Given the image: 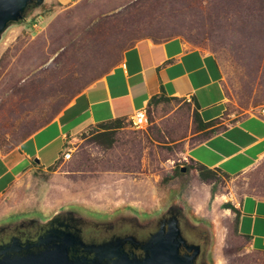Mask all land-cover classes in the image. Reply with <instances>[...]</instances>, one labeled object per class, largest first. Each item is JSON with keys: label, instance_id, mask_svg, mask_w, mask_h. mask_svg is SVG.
<instances>
[{"label": "rangeland", "instance_id": "1", "mask_svg": "<svg viewBox=\"0 0 264 264\" xmlns=\"http://www.w3.org/2000/svg\"><path fill=\"white\" fill-rule=\"evenodd\" d=\"M173 36L220 65L227 110L218 128L264 107V0H44L0 37L1 151L51 121L126 48ZM148 114L146 129L125 121L110 147L95 142L99 125L66 141L59 135L40 153L45 170L29 171L5 196L0 233L17 223L40 227L61 214L94 226L122 218L151 228L171 210L183 219L186 238L200 245L198 264H264L263 237L255 250L238 230L240 200H264V154L237 176L217 171L203 179L185 158L206 137L190 103L160 99ZM54 134L51 127L41 136ZM65 147L73 150L68 161L60 159ZM243 210L249 226L252 205Z\"/></svg>", "mask_w": 264, "mask_h": 264}, {"label": "crops", "instance_id": "2", "mask_svg": "<svg viewBox=\"0 0 264 264\" xmlns=\"http://www.w3.org/2000/svg\"><path fill=\"white\" fill-rule=\"evenodd\" d=\"M222 81L223 72L215 56L181 36L138 40L123 52L117 65L76 95L53 120L11 150L0 149V212L8 211L5 196L20 177L36 168L45 170L40 153L59 135L66 141L90 126L117 118L128 121L135 110L147 107L151 98L159 95L189 102L192 112L196 109L204 122L221 120L227 110ZM51 127L56 134L41 136ZM263 154L264 117L258 111L190 146L185 158L234 177ZM35 157L38 162L33 161ZM248 203L253 211L251 225L246 226L243 222L248 213L243 208ZM239 211V233L248 237L255 249L256 238L262 236L264 240V200L245 195Z\"/></svg>", "mask_w": 264, "mask_h": 264}, {"label": "water", "instance_id": "3", "mask_svg": "<svg viewBox=\"0 0 264 264\" xmlns=\"http://www.w3.org/2000/svg\"><path fill=\"white\" fill-rule=\"evenodd\" d=\"M43 1L0 0V37L10 24L24 19L26 8ZM54 220L34 239L11 236L1 241L0 264H198L201 254L200 245L187 240L175 216L161 220L143 241L116 237L100 243L85 242L77 231L55 227Z\"/></svg>", "mask_w": 264, "mask_h": 264}, {"label": "flooded vegetation", "instance_id": "4", "mask_svg": "<svg viewBox=\"0 0 264 264\" xmlns=\"http://www.w3.org/2000/svg\"><path fill=\"white\" fill-rule=\"evenodd\" d=\"M172 216H175L178 219L179 226L182 230V225L185 226L183 219L180 217L177 211L171 212V210L168 211L167 214L162 215V217L159 218L158 221L156 222L155 226H152L151 228L149 227L145 228L140 226L139 224L137 225V223L133 219H122V218H119L109 224L107 223L104 225L94 226L93 224H89L88 222L82 220L78 216H73L70 214H61L57 216L56 221L54 220L52 223L55 227L68 229L71 232L77 231L80 237L83 239V241L88 243H92V242L100 243L102 241H107L116 237H120V238L133 237L138 241H143L158 228L161 220L168 219ZM58 223H61L62 226H58ZM37 225L33 226L32 224L17 223L9 230L0 233V242L7 241L11 236H17L22 240L34 239L39 233H41L42 231H44L49 227V223L44 224L43 226L40 227L39 226L37 227ZM182 233H184L183 230ZM187 240L189 242H192L189 239ZM126 248L132 249L129 243L126 244ZM199 259L200 256L198 260Z\"/></svg>", "mask_w": 264, "mask_h": 264}, {"label": "trees", "instance_id": "5", "mask_svg": "<svg viewBox=\"0 0 264 264\" xmlns=\"http://www.w3.org/2000/svg\"><path fill=\"white\" fill-rule=\"evenodd\" d=\"M132 46V45H131ZM131 46H129V47H131ZM128 47V48H129ZM128 48H126V49H128ZM125 49V50H126ZM124 50V51H125ZM121 60V59H120ZM120 60L117 62V63H115L106 73H104V75L105 74H107L115 65H117L119 62H120ZM103 75V76H104ZM103 76H101V77H103ZM101 77H99V78H97L96 80H98V79H100ZM96 80H94L93 82H95ZM92 82V83H93ZM91 83V84H92ZM91 84H89V85H91ZM88 85V86H89ZM87 86V87H88ZM87 87H85V88H87ZM84 88V89H85ZM83 89V90H84ZM79 94V93H78ZM77 94V95H78ZM160 99H168V100H178L177 98H166V97H163V96H161V95H159V96H154L153 98H151V100L149 101V104H148V106H147V113H148V108L150 107V105H151V103L152 102H155V101H159ZM68 105V104H67ZM67 105H65L60 111H59V113L67 106ZM58 113V114H59ZM57 114V115H58ZM56 115V116H57ZM55 116V117H56ZM54 117V118H55ZM53 118V119H54ZM52 119V120H53ZM148 119H149V114H148ZM150 121V120H149ZM192 121L195 123V125H196V127H197V132H200V133H206V137L205 138H207V137H209V136H211L212 134H214V133H217L218 131H220V130H222V129H225L226 127H223V128H218L219 126V124L218 123H216L218 120L217 119H214V120H210V121H206V122H204L202 119H201V117H200V115H199V113L197 112V110L195 109L193 112H192ZM50 122V121H49ZM48 122V123H49ZM125 122V120H122V119H119V118H117V119H114V120H110V121H108V122H104V123H100L99 124V126L102 128V130L100 131V132H98L96 135H95V137H94V140H95V142L96 143H98L99 145H103V146H105V147H110L113 143H114V141H115V139H114V136H115V132L118 130V129H120L121 127H123V123ZM193 168H195L196 170H198V172H199V175L201 176V178H203V179H206L207 177H211V176H213L217 171H220L219 169H217V168H215V169H210V168H207V167H205L204 165H198V168H196V167H193ZM226 176V175H225ZM238 219V218H237ZM238 221V220H237Z\"/></svg>", "mask_w": 264, "mask_h": 264}, {"label": "built area", "instance_id": "6", "mask_svg": "<svg viewBox=\"0 0 264 264\" xmlns=\"http://www.w3.org/2000/svg\"><path fill=\"white\" fill-rule=\"evenodd\" d=\"M259 113L264 117V107L260 109ZM130 125L138 129H146L149 125L147 107H142L133 113L131 118L128 120ZM73 155V150L70 147H66L62 152L60 159L63 161H68Z\"/></svg>", "mask_w": 264, "mask_h": 264}]
</instances>
